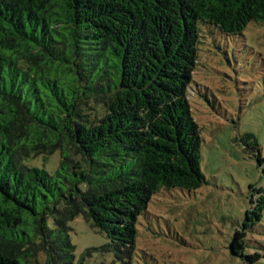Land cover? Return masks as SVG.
<instances>
[{
    "label": "trees",
    "instance_id": "1",
    "mask_svg": "<svg viewBox=\"0 0 264 264\" xmlns=\"http://www.w3.org/2000/svg\"><path fill=\"white\" fill-rule=\"evenodd\" d=\"M251 21L264 23V0H0V264H133L153 195L206 182L198 45ZM55 151L52 173L25 163ZM249 188L259 218L264 188ZM77 216L106 237L108 260L76 256Z\"/></svg>",
    "mask_w": 264,
    "mask_h": 264
},
{
    "label": "rangeland",
    "instance_id": "2",
    "mask_svg": "<svg viewBox=\"0 0 264 264\" xmlns=\"http://www.w3.org/2000/svg\"><path fill=\"white\" fill-rule=\"evenodd\" d=\"M201 40L190 106L201 131L206 182L196 190L153 195L138 217L133 264H264V208L254 217L249 188H264L256 159V153L264 158V23L251 21L231 35L213 28ZM58 160L55 151L25 163L52 173ZM70 225L77 257L86 263L110 258L111 251L101 249L106 237L81 216ZM243 225L246 248L235 255L230 241Z\"/></svg>",
    "mask_w": 264,
    "mask_h": 264
}]
</instances>
